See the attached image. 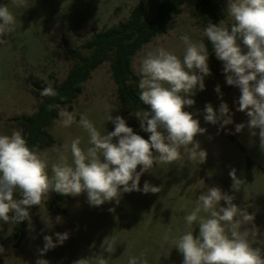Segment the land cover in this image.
<instances>
[{
	"label": "rangeland",
	"instance_id": "1",
	"mask_svg": "<svg viewBox=\"0 0 264 264\" xmlns=\"http://www.w3.org/2000/svg\"><path fill=\"white\" fill-rule=\"evenodd\" d=\"M141 1L26 0L23 7H16L12 0H0V5L8 6L15 17L14 31L4 36L5 42L0 43V135H11L13 129L21 131L16 118L37 111L40 100L31 93L33 80L39 79L43 86L53 87L66 78L75 61L65 52V41L71 48L87 53L82 45L93 33L127 19L132 8ZM146 1L149 2L146 18H149L156 13L161 0ZM214 1L220 5L222 26L230 27L234 21L227 15V0ZM203 30L192 17L191 10L183 6L182 13L171 22L167 33L155 37L136 53L134 71L140 76L143 56L159 47L182 59L185 46L180 37L186 34L193 41H204ZM208 63L211 75L205 77V90H197L190 97L195 104L185 106V111L193 113L200 126L207 130L195 137L207 153L203 163L190 161L182 151L181 159L172 164H154L152 170L141 176L140 187L143 188L147 180L162 190L155 194L124 193L119 204L112 201L98 207L90 206L84 192L56 201L59 211L54 212L47 206V202L54 200L49 193L48 198L30 212L31 219L30 222L27 220L24 236L10 238L21 222L0 221V247L4 250L0 252V264H36L38 259H44L48 264H73L90 256L89 264H96L94 255L100 254L106 238L116 240V251L111 256L105 253L107 264H128L130 257H136L138 264L142 261L147 264H183V255L173 241L187 230L198 235V225L194 223L189 229L184 217L193 210L198 196L208 187H219L234 197V204L254 216L257 234L250 243L264 251V149L260 146L259 136L252 137L247 128L235 132L236 124L248 120L245 112L236 111L240 90L227 85L222 61L208 60ZM216 85L220 86L222 98L215 91ZM222 101L233 113V123L223 129L219 124L205 122L203 114L207 103L218 110ZM62 108L76 112L77 121L80 114H86L101 134L114 130L111 121H107V115L113 109L111 115L122 116L136 134L145 139L150 136L140 128L137 117L123 110L109 62L92 72L84 90L71 106ZM49 132L55 143L38 151L48 161L49 175L51 165L57 162L65 143L70 145L79 137L82 148L90 146L83 128L77 124L62 127L59 117ZM66 155L71 163L70 152ZM233 168L237 177L245 181L239 191L232 188L229 173ZM15 196L21 198L19 193ZM57 216L61 217L60 223L55 222ZM56 232H68L69 238L63 245L41 256L39 249L43 248V237L51 235L55 242Z\"/></svg>",
	"mask_w": 264,
	"mask_h": 264
},
{
	"label": "clouds",
	"instance_id": "2",
	"mask_svg": "<svg viewBox=\"0 0 264 264\" xmlns=\"http://www.w3.org/2000/svg\"><path fill=\"white\" fill-rule=\"evenodd\" d=\"M25 2L12 0L16 7H23ZM227 15L234 21L230 27L208 23L203 35L211 42L216 58L223 62L227 85L238 87L241 93L236 111L245 112L248 120L236 124L235 132L247 128L252 137L259 136L264 149V0H227ZM14 25L13 13L8 6L0 5V43L14 31ZM180 39L185 46L182 59L159 47L146 52L140 63L139 98L151 111L134 114L140 128L150 133L148 139L136 134L122 116L113 117V109L107 121H111L114 130L101 134L86 114H80L77 121L76 112L49 104L48 111L58 110L61 126L77 124L87 132L90 145L82 148L79 137L70 145L65 143L49 175L47 159L35 147H29L20 130L0 135V221L30 222V208L41 205L50 191L73 196L86 192L93 207L112 201L119 204L123 194L132 191L159 193L162 188L147 180L140 187L141 176L152 170L154 164H172L181 159L182 151L190 161L200 164L206 160L207 153L195 137L207 130L193 113L185 111V106H193L195 100L190 97L197 90H205V77L211 75L209 50L203 41H193L186 34ZM215 91L222 98L219 85ZM40 94L58 96L50 85ZM203 114L205 122L219 124L221 129L233 123V113L223 101L218 110L207 103ZM229 175L233 190L239 191L245 181L237 177L235 168ZM16 193L21 198L17 199ZM233 199L219 187L201 192L193 210L184 217L189 229L194 223L198 225V235L187 230L173 241L183 255V264H264V251L250 243L257 234L254 216L234 204ZM55 222L60 223L61 217L57 216ZM55 237V242L51 235L43 237L41 256L63 245L69 233L56 232ZM164 240H168L167 235ZM101 249L99 255H94L96 264H107L105 253L111 256L116 251L115 238H106ZM3 251L0 247V252ZM91 257L80 258L73 264H89ZM36 264L48 262L38 259ZM128 264H138V259L130 257Z\"/></svg>",
	"mask_w": 264,
	"mask_h": 264
},
{
	"label": "trees",
	"instance_id": "3",
	"mask_svg": "<svg viewBox=\"0 0 264 264\" xmlns=\"http://www.w3.org/2000/svg\"><path fill=\"white\" fill-rule=\"evenodd\" d=\"M183 6L191 10V15L205 28L208 23L220 25V5L214 0H161L156 13L146 18L149 2L142 0L134 6L127 19L104 28L91 35L83 45L87 53L73 49L65 41V52L75 61L66 78L61 83H56L53 88L58 92L56 97H42L40 91L47 87L41 80H33L31 93L40 100L38 109L31 115L16 118L17 126L21 129L29 147L38 151L43 147H51L55 139L49 128L58 118V110L48 111L47 105L59 104L61 108L71 104L84 90L92 72L104 62L110 63L112 79L116 85L117 95L123 110L135 116L136 111H151L149 105L140 100L138 83L140 76L133 68L135 55L144 45L155 37L167 33L169 25L183 11ZM209 50V60L220 63L216 58L211 42L204 38L203 41ZM63 97V99H61ZM136 117V116H135ZM54 200L47 202L49 209L59 211L56 201L69 199L70 195H62L50 191ZM38 205L30 208V212ZM27 220L21 222L20 228L10 236L11 239L18 235H25Z\"/></svg>",
	"mask_w": 264,
	"mask_h": 264
}]
</instances>
